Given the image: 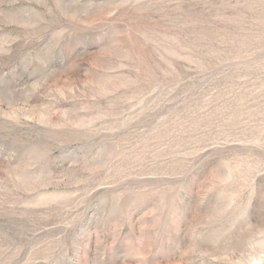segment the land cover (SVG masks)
Returning <instances> with one entry per match:
<instances>
[{"label":"rangeland","instance_id":"obj_1","mask_svg":"<svg viewBox=\"0 0 264 264\" xmlns=\"http://www.w3.org/2000/svg\"><path fill=\"white\" fill-rule=\"evenodd\" d=\"M0 264H264V0H0Z\"/></svg>","mask_w":264,"mask_h":264}]
</instances>
